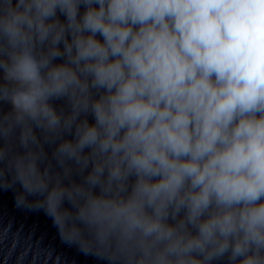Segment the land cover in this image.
<instances>
[{"label":"clouds","instance_id":"clouds-1","mask_svg":"<svg viewBox=\"0 0 264 264\" xmlns=\"http://www.w3.org/2000/svg\"><path fill=\"white\" fill-rule=\"evenodd\" d=\"M0 191L97 264H264V0H0Z\"/></svg>","mask_w":264,"mask_h":264}]
</instances>
